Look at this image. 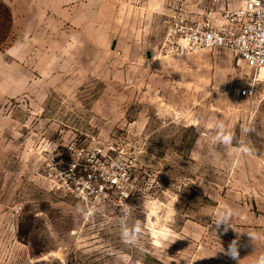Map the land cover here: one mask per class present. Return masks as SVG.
<instances>
[{"label": "rangeland", "instance_id": "374dc122", "mask_svg": "<svg viewBox=\"0 0 264 264\" xmlns=\"http://www.w3.org/2000/svg\"><path fill=\"white\" fill-rule=\"evenodd\" d=\"M63 19L21 32L0 3V264H264V97L237 95L243 63L226 48L163 55L160 20L116 32ZM181 110L179 157L149 139L176 147L179 126L161 125ZM38 122L46 138L123 149L137 191L85 201L52 187L45 162L22 157Z\"/></svg>", "mask_w": 264, "mask_h": 264}, {"label": "built area", "instance_id": "2783aa9c", "mask_svg": "<svg viewBox=\"0 0 264 264\" xmlns=\"http://www.w3.org/2000/svg\"><path fill=\"white\" fill-rule=\"evenodd\" d=\"M160 44L163 55L183 56L202 48H226L247 68L237 95L250 101L264 97V0H172ZM111 144L92 147L69 139L46 150L43 176L54 188L79 200L97 199L109 189L121 195L137 191L136 175ZM22 204L13 213L22 212Z\"/></svg>", "mask_w": 264, "mask_h": 264}, {"label": "crops", "instance_id": "0c3cea01", "mask_svg": "<svg viewBox=\"0 0 264 264\" xmlns=\"http://www.w3.org/2000/svg\"><path fill=\"white\" fill-rule=\"evenodd\" d=\"M142 1V2H141ZM10 16L11 29H16L21 32H33V31H53V27H49L52 24H59L60 17H63L65 23L84 25L85 31H123L125 25L131 24L133 29L142 30L146 29L151 24V21H162L163 31L165 33L167 27V21L172 11V0H0ZM132 20V21H130ZM92 25L99 27H92ZM15 26V27H14ZM46 26V27H45ZM148 59V58H147ZM6 81L12 83L17 78H14L12 74H6ZM20 81H28L26 77H20ZM11 91V85L10 89ZM8 96H13V93H8ZM37 114L39 110L37 108ZM179 122L165 121L163 123L164 129L169 126V132L174 129L175 126H179L181 134L176 142V147L172 148V134L165 135L163 144H160L161 139L152 138L149 139V143L153 147L163 146L164 152H170V154L177 155L179 157L186 153L183 150L182 145L186 144L187 140V127L188 124L182 121L186 119V113L184 111L179 112ZM184 114V115H181ZM11 119V118H10ZM196 131L202 130L198 128L197 124H191ZM43 123L38 122L37 132L35 136H29L26 134L28 129H24L21 133V144L23 147V159L29 160V156H36V158L44 162L46 150H55L61 148L62 144L69 141V137L55 138V134H46L42 128ZM183 127V128H182ZM182 129L184 132L182 134ZM199 132L198 134H202ZM175 135V133H173ZM12 131L5 134L4 147L9 148L11 153L13 138ZM35 143L31 152L28 151V146ZM25 144V145H24ZM98 144V142H88V146L92 147ZM150 145V147H152ZM157 149V148H156ZM155 154L157 152H154ZM167 155V154H165Z\"/></svg>", "mask_w": 264, "mask_h": 264}]
</instances>
